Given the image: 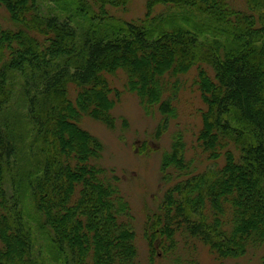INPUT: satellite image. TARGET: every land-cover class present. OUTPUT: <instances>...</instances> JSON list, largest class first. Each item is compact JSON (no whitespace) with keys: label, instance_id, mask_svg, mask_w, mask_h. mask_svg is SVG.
<instances>
[{"label":"trees","instance_id":"1","mask_svg":"<svg viewBox=\"0 0 264 264\" xmlns=\"http://www.w3.org/2000/svg\"><path fill=\"white\" fill-rule=\"evenodd\" d=\"M48 1L44 12L42 0H0L12 24L0 25V264H140L120 178L81 125L115 128L119 71L161 115L156 139L192 70L203 103L194 156L181 131L163 153L172 184L147 216L151 256L179 234L218 260L264 246V0H147L133 20L120 15L132 0Z\"/></svg>","mask_w":264,"mask_h":264},{"label":"rangeland","instance_id":"2","mask_svg":"<svg viewBox=\"0 0 264 264\" xmlns=\"http://www.w3.org/2000/svg\"><path fill=\"white\" fill-rule=\"evenodd\" d=\"M147 0H132L129 10L120 13L127 20L142 16L146 11ZM237 6L244 7V0H234ZM54 4L42 0V9L48 12ZM158 5L160 12L165 9ZM0 25L12 26L9 15L4 8H0ZM196 71L182 76L183 86L179 92L176 105L178 117L173 119L170 127L159 138L155 137V130L161 115L156 112L148 115L141 106L135 93L125 88L127 75L123 71L116 75H109L111 85L122 92L120 102L113 110L116 118L115 128L85 116L81 125L96 135L104 143L103 164L108 170H113L120 178L119 186L129 200L135 218L136 244L140 264H263L264 246L252 248L249 252L236 259L218 260L214 257L209 247L195 238L177 235L176 249L165 253L169 244L164 249L159 248L155 256H151L147 237V216L159 212L166 190L171 186L162 180L161 164L163 153L170 149L172 136L176 131H181L187 141L188 156L193 157L197 141V133L202 124L200 110L203 103L195 85ZM73 100L75 91L72 90ZM127 121L125 126L124 121ZM196 165L200 170L215 166V162L206 161ZM30 213L33 215L31 207ZM34 216V215H33ZM33 220V219H32ZM152 235V234H150ZM45 237V239L43 238ZM39 237V235H38ZM41 243L48 245L44 234L39 238ZM169 243V242H167ZM42 246V244H38ZM47 264H56L50 255H46Z\"/></svg>","mask_w":264,"mask_h":264}]
</instances>
